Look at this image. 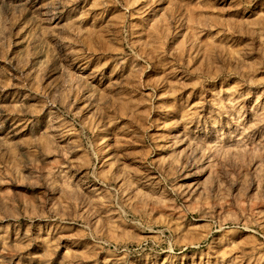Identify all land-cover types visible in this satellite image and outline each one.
Segmentation results:
<instances>
[{
	"label": "rangeland",
	"instance_id": "obj_1",
	"mask_svg": "<svg viewBox=\"0 0 264 264\" xmlns=\"http://www.w3.org/2000/svg\"><path fill=\"white\" fill-rule=\"evenodd\" d=\"M0 264H264V0H0Z\"/></svg>",
	"mask_w": 264,
	"mask_h": 264
}]
</instances>
